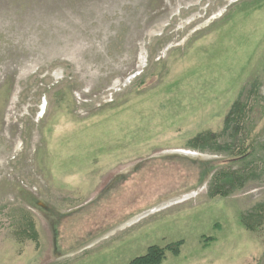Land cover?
Returning a JSON list of instances; mask_svg holds the SVG:
<instances>
[{"label":"rangeland","instance_id":"rangeland-1","mask_svg":"<svg viewBox=\"0 0 264 264\" xmlns=\"http://www.w3.org/2000/svg\"><path fill=\"white\" fill-rule=\"evenodd\" d=\"M238 100L258 178L211 199ZM260 205L264 0H0V264H264Z\"/></svg>","mask_w":264,"mask_h":264},{"label":"trees","instance_id":"trees-1","mask_svg":"<svg viewBox=\"0 0 264 264\" xmlns=\"http://www.w3.org/2000/svg\"><path fill=\"white\" fill-rule=\"evenodd\" d=\"M245 116V106L238 100L232 106L230 112L225 118L224 129L220 135L213 134L211 132L198 135L195 139L189 142V146L192 149L200 150L202 152L210 151L211 153H223L231 157L228 163L232 164L240 163L241 167L234 169V167H226L216 172L212 178L209 187V197L215 198H227L235 190L244 188L247 182L256 180L257 174L251 171L255 165V161L252 160L251 147L245 146L242 135V122ZM220 138H226L224 143H219ZM251 160V161H249ZM264 206H258L252 214L242 219L244 227L252 231L255 222H264ZM32 230V240L38 243L37 235ZM183 242H177L169 244L164 248L159 246H152L147 250L146 255L134 259L129 264H162L166 259V254L169 253L174 257H178L181 254V248Z\"/></svg>","mask_w":264,"mask_h":264},{"label":"water","instance_id":"water-1","mask_svg":"<svg viewBox=\"0 0 264 264\" xmlns=\"http://www.w3.org/2000/svg\"><path fill=\"white\" fill-rule=\"evenodd\" d=\"M150 212H151V211H150ZM150 212H148V213H150ZM148 213H147V214H148ZM147 214H145V215H147ZM145 215H143V217H144ZM141 217H142V216H140V217H137L136 219H139V218H141Z\"/></svg>","mask_w":264,"mask_h":264}]
</instances>
